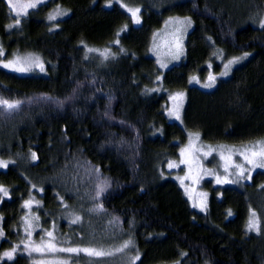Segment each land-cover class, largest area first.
Instances as JSON below:
<instances>
[{"label": "trees", "instance_id": "obj_1", "mask_svg": "<svg viewBox=\"0 0 264 264\" xmlns=\"http://www.w3.org/2000/svg\"><path fill=\"white\" fill-rule=\"evenodd\" d=\"M177 19L190 23L183 57L161 70L153 40ZM263 20L264 0H44L21 17L0 0V100L19 102L0 104V264H33L3 255L26 234L105 253L63 264H264V169L205 182L204 211L169 169L191 135L264 142ZM18 51L43 70L2 69ZM215 66L216 86L197 93ZM180 94L183 124L167 118Z\"/></svg>", "mask_w": 264, "mask_h": 264}, {"label": "rangeland", "instance_id": "obj_2", "mask_svg": "<svg viewBox=\"0 0 264 264\" xmlns=\"http://www.w3.org/2000/svg\"><path fill=\"white\" fill-rule=\"evenodd\" d=\"M3 1L15 17L25 15L28 10L35 8L30 7V5L37 2V0H11L14 5L13 9L9 7V0ZM43 1L40 0L37 5ZM133 11L135 10L130 11L131 15ZM54 14L59 15L60 13L54 12ZM132 19L134 24H137L138 12L136 16L132 15ZM189 28V21L177 19L167 21L164 27L158 31V34L153 40L151 54L161 70L181 60ZM0 52L4 54L2 47H0ZM18 52L19 54L17 55L13 54L11 57H5L1 62V68L22 76L32 75V72L41 70L40 65L43 66V63L37 55ZM9 62L11 63L9 64ZM5 64H9V67H4ZM221 65H223L222 62ZM19 68H24L26 71L21 72L15 70ZM210 69L211 71H209ZM216 69L217 66L209 68V72L207 71L201 82L199 84L195 83L196 88L200 91L197 93L210 92L214 89L216 86ZM210 77L214 79H210ZM180 96L177 97V95H174L170 98L167 112L168 120L177 124H183L188 100V97L184 96V94H180ZM174 97L175 99H173ZM177 116H179V119L176 118ZM194 141H197V139L191 135L182 152V159L178 160L177 163H172L171 165L174 166H169V169L171 172H175L174 179L183 189L192 207L198 211H204L206 209L207 195L204 188L205 182H211L213 185H228L234 183V179L235 181L238 180L236 179L238 177H248L251 172L264 169V167H261V165H264V155L260 154L264 153V142H251L229 147L208 145L209 147L206 146L203 148V145L200 144L198 146ZM253 153H257V155H253ZM4 169L5 167H0V170ZM32 204L36 205L37 203L34 201ZM29 205L31 204L29 203ZM34 205L32 207H36ZM26 225L27 231L29 232L28 222ZM0 233H2L0 234L1 239L3 238V232L0 231ZM33 236L26 234L25 239L27 243L25 246L17 248L12 257L18 253H24L32 257L33 264H63L62 259L74 253L61 251V249L68 248L58 245L55 243V239L51 237L47 239L42 238V241L36 239L34 242Z\"/></svg>", "mask_w": 264, "mask_h": 264}, {"label": "snow or ice", "instance_id": "obj_3", "mask_svg": "<svg viewBox=\"0 0 264 264\" xmlns=\"http://www.w3.org/2000/svg\"><path fill=\"white\" fill-rule=\"evenodd\" d=\"M40 2V0H37L36 3H32L30 5V7H36L37 6V3ZM9 7L13 8L14 9V5L12 4L11 0H9ZM131 11V10H130ZM137 12H139V9H136L135 11L132 12V15L133 16H136ZM50 19H55V16H52L50 17ZM137 23L139 22V20L137 19L136 21ZM19 23V20H17V24ZM262 26H264V24H262ZM11 27V26H10ZM107 58V57H105ZM11 62H9L10 64ZM233 63V61H230L229 64ZM9 64H5L4 67H9ZM41 67V70H43V66L40 65ZM228 65H225V68L227 69ZM16 71H26V69L24 68H19V69H15ZM225 75L227 74L226 72L224 73ZM210 79H214L212 77H210ZM175 99V97L173 98ZM0 104H3V105H6L9 109L11 108H15V107H18V104L19 102H16V103H9L7 100H0ZM177 119H179V116L176 117ZM261 155H264V153H260ZM253 155H257V153H253ZM33 158H35V154H33ZM249 163H251V161H249ZM171 166H174V165H170ZM0 167H7V162H0ZM261 167H264V165H261ZM0 192H3L5 196L8 195L7 193V189H4L3 187H0ZM27 203H30V202H26ZM77 219H79V217H77ZM75 222V221H73ZM256 225L250 221L249 223V228L252 229V228H255ZM2 234V233H0ZM49 236H51L52 234L51 233H48ZM127 246V244H125V247ZM61 251H67V252H76V251H86L88 252L90 255H96V256H102L104 255L105 253L103 252H93L92 250H88V249H82V250H78V249H73V248H68V249H61ZM16 252V248H13L11 252H5L3 255L9 259L12 258L13 256V253Z\"/></svg>", "mask_w": 264, "mask_h": 264}]
</instances>
